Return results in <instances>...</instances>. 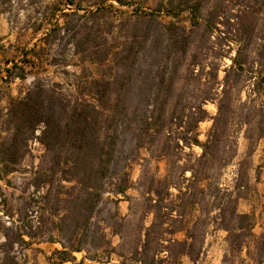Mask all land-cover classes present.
<instances>
[{
  "label": "trees",
  "instance_id": "1",
  "mask_svg": "<svg viewBox=\"0 0 264 264\" xmlns=\"http://www.w3.org/2000/svg\"><path fill=\"white\" fill-rule=\"evenodd\" d=\"M116 1L123 4L122 0ZM190 2L182 1L180 5L196 15L199 7L190 6ZM142 20L149 27L144 34L138 30ZM128 22L133 25L127 37L130 42L115 52L118 46L110 47L107 37L92 34L94 27L87 28L89 22L75 36L74 45L83 63L102 65L113 56L115 64L108 76H89L76 83V89L67 90L58 84L46 86L37 81L25 96L10 102L5 121L9 137L0 145L3 172H14L12 166L23 159L30 141L37 140L44 149L32 180L38 194L34 199L36 207L28 204L24 225L16 229L30 241L58 243L61 249L53 254L57 264L76 263L74 253H85L84 259L94 263H110V237L121 232L124 218L119 203L132 187L133 164L143 150L159 142V151L169 159L170 168L166 177L153 178L146 189L153 222L143 230V239L130 260L137 264H161L160 256L166 252L173 256L175 248L192 257L196 253L195 235L187 211L196 210L208 188H212L211 206L218 213L215 222L228 233L230 252H240L251 232L241 221L250 217L237 213L233 194L220 181V174L232 157L227 144L232 115L221 99L207 140L201 143L197 128L208 118L203 109L208 99L201 100L197 113H192L191 102H185L176 117L169 108L168 96L175 86L172 76L178 70V62L188 56L189 32L171 24L169 36L155 34L159 26L155 14L135 16V24ZM149 39L152 47H147ZM250 56L238 50L230 71L253 68ZM20 70L18 76L24 78V70ZM259 110L264 117V103ZM184 125L192 129L174 131ZM194 146L202 149L198 157L185 153ZM175 169L179 171L177 177ZM188 172L190 177H186ZM172 189L177 193H172ZM35 213L38 226L34 228L31 217ZM227 213L232 215L226 217ZM177 223L181 225L175 226ZM182 230L187 232L188 239L176 241L173 236ZM13 244V237L8 235L5 245L12 248Z\"/></svg>",
  "mask_w": 264,
  "mask_h": 264
},
{
  "label": "rangeland",
  "instance_id": "2",
  "mask_svg": "<svg viewBox=\"0 0 264 264\" xmlns=\"http://www.w3.org/2000/svg\"><path fill=\"white\" fill-rule=\"evenodd\" d=\"M122 1L123 4L116 0H0V145L9 137L5 121L10 102L25 96L37 81L46 86L58 84L67 90L76 89V83L89 76L109 75L115 64L113 56L99 65L91 61L83 63L77 53L74 39L82 33L86 22H89L87 28L94 27L92 34L107 37L110 47L118 46L113 52L130 42L127 37L133 25L128 21L135 24V16L155 14L159 26L154 32L164 36L171 33L168 29L171 24L185 27L191 44L188 56L178 62V70L172 76L175 86L168 96L170 114L176 117L185 102H191L192 113H197L201 100L208 99L203 105L208 118L197 128L200 142L205 143L220 100L224 99V106L233 118L227 143L232 157L220 174V181L233 194L237 213L249 215L241 225L251 232L244 239L242 251L230 252L228 233L215 222L218 213L211 206L212 188H208L196 210L187 211L196 253L190 257L175 248L173 256L167 252L160 256L161 264H264V117L259 110L264 103V81L261 80L264 76L261 66L264 63V0H191L190 6L199 7L196 15L180 5L186 0ZM148 29L142 20L139 32L144 34ZM147 47H152L150 39ZM238 50L250 53L253 68L245 72L230 71ZM20 69L24 70V78L18 76ZM227 73L229 79L225 82ZM191 129L184 125L174 131ZM159 145L157 142L153 148L143 150L133 164L132 187L119 203L124 218L121 232L110 237V263L105 264H137L130 258L143 239V230L153 222L146 189L153 178L166 177L170 168V161L161 155ZM43 153L37 140L30 141L25 156L12 166L14 172L8 174L3 172L4 164L0 160V264H57L53 254L61 249L58 243L30 241L16 229L24 225L28 204L36 207L34 199L38 194L32 180ZM185 153L198 157L202 149L194 146ZM174 173L176 177L179 175L177 169ZM190 175L188 172L186 177ZM171 191L177 193L175 189ZM231 215L227 213L226 217ZM36 217L37 213L31 217L34 228L38 226ZM8 235L14 239L12 248L5 245ZM173 238L183 242L188 234L185 230L178 231ZM74 256L76 263L64 264H79L85 253H74ZM83 264L98 263L84 259Z\"/></svg>",
  "mask_w": 264,
  "mask_h": 264
}]
</instances>
